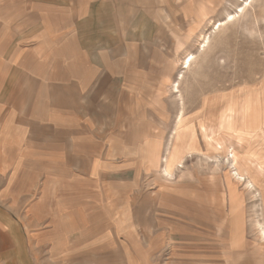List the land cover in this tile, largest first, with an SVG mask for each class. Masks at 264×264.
<instances>
[{
    "label": "crops",
    "instance_id": "crops-1",
    "mask_svg": "<svg viewBox=\"0 0 264 264\" xmlns=\"http://www.w3.org/2000/svg\"><path fill=\"white\" fill-rule=\"evenodd\" d=\"M196 4L0 0V210L8 225H53L40 235H55L47 253L56 264L230 262L162 247L157 232L147 235L128 216L142 205L132 194L142 199L133 174L138 163L142 169L144 140L134 132L145 127L138 103L146 73L175 21H188L189 33L193 16H206V4ZM148 161L161 159L153 153ZM79 207L103 210L100 224L114 225L102 237L109 243L78 249L69 229L80 222L71 214ZM63 210L70 216L58 215Z\"/></svg>",
    "mask_w": 264,
    "mask_h": 264
},
{
    "label": "rangeland",
    "instance_id": "rangeland-1",
    "mask_svg": "<svg viewBox=\"0 0 264 264\" xmlns=\"http://www.w3.org/2000/svg\"><path fill=\"white\" fill-rule=\"evenodd\" d=\"M195 3L206 4V16H193L189 33L182 32L189 22L176 19L146 73L138 103L145 127L134 132L144 140L142 169L138 163L133 174L142 199L132 194L142 205L128 216L147 235L157 232L162 247L264 264V0ZM71 214L80 221L69 230L81 252L109 243L102 237L114 225L100 224L103 210ZM5 217L0 210V264L57 263L47 253L55 235H40L53 225H8Z\"/></svg>",
    "mask_w": 264,
    "mask_h": 264
},
{
    "label": "bare ground",
    "instance_id": "bare-ground-1",
    "mask_svg": "<svg viewBox=\"0 0 264 264\" xmlns=\"http://www.w3.org/2000/svg\"><path fill=\"white\" fill-rule=\"evenodd\" d=\"M232 19V16H230L229 18H228V21L229 20H231ZM218 26H220V24L218 25ZM204 40H205V38H204ZM204 43H207V39H206V41L204 42ZM205 45H203L202 47H204ZM189 63H190V59H187V60H184L183 62H182V65L184 66V68H187L188 66H189ZM176 90H177V88H176ZM165 167V166H164ZM249 182V181H248ZM263 226V225H262ZM261 230V229H260ZM261 236L263 237V239H264V229L262 230V232H261Z\"/></svg>",
    "mask_w": 264,
    "mask_h": 264
}]
</instances>
